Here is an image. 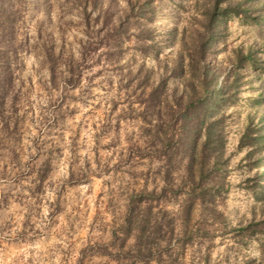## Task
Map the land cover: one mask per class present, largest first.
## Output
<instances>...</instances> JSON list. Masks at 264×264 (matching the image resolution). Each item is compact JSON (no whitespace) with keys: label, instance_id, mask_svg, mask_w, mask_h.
<instances>
[{"label":"rangeland","instance_id":"rangeland-1","mask_svg":"<svg viewBox=\"0 0 264 264\" xmlns=\"http://www.w3.org/2000/svg\"><path fill=\"white\" fill-rule=\"evenodd\" d=\"M215 1L0 0V262L264 264V144L239 147L264 83L211 116L192 169L172 116ZM220 1L213 65L264 66V0Z\"/></svg>","mask_w":264,"mask_h":264},{"label":"trees","instance_id":"trees-1","mask_svg":"<svg viewBox=\"0 0 264 264\" xmlns=\"http://www.w3.org/2000/svg\"><path fill=\"white\" fill-rule=\"evenodd\" d=\"M222 2L224 1L216 0L212 8L203 15L199 29L195 32L197 38L195 56L188 59L180 58L176 66L182 74L190 77L187 81L190 93L175 103L176 110L172 112V116L180 123L185 134L186 143L191 151L188 161L191 169L198 159L200 147L204 146L206 149L210 143L217 144L212 138L211 116L218 113L227 103H234L242 87L252 82L250 78L255 82L264 83V66L252 52L236 57L233 65L226 69L220 65H213L211 56L215 53V44L222 39L224 17L229 11L228 7L220 8ZM258 10L259 15L251 18L256 23L264 24V4ZM156 95L155 97L150 95V100L156 102L161 109L166 99L160 92ZM261 100V95H257L249 99V102L256 106ZM263 122L264 118L255 131L250 129L248 123L240 141V148L264 144ZM203 137L205 141L202 143Z\"/></svg>","mask_w":264,"mask_h":264},{"label":"clouds","instance_id":"clouds-1","mask_svg":"<svg viewBox=\"0 0 264 264\" xmlns=\"http://www.w3.org/2000/svg\"><path fill=\"white\" fill-rule=\"evenodd\" d=\"M93 71H95V69H93ZM61 173H63V174L66 176V172H65L64 169H61ZM84 187L87 188V185H85ZM51 195H52V194L49 193V198H51ZM73 240H75V237H73ZM75 247H76V248H79V247H80V244L77 243V244L75 245ZM0 264H6V260H5L4 262H0Z\"/></svg>","mask_w":264,"mask_h":264}]
</instances>
